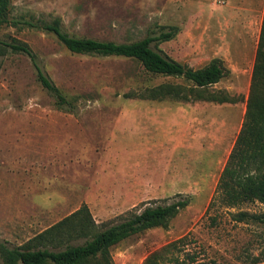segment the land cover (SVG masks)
<instances>
[{
    "label": "rangeland",
    "instance_id": "1",
    "mask_svg": "<svg viewBox=\"0 0 264 264\" xmlns=\"http://www.w3.org/2000/svg\"><path fill=\"white\" fill-rule=\"evenodd\" d=\"M263 12L264 0H9L0 39L26 43L69 105L58 106L26 54L0 56V241L24 244L83 204L108 224L180 193L190 203L167 227L133 234L110 247L109 262L89 264H145L185 235L167 264H264V223L235 218L264 204L209 206L243 120ZM54 21L71 36L115 42L173 30L153 48L192 68L220 57L230 74L194 100L126 97L191 84L135 58L71 52L42 27Z\"/></svg>",
    "mask_w": 264,
    "mask_h": 264
},
{
    "label": "trees",
    "instance_id": "2",
    "mask_svg": "<svg viewBox=\"0 0 264 264\" xmlns=\"http://www.w3.org/2000/svg\"><path fill=\"white\" fill-rule=\"evenodd\" d=\"M9 0H0V26L8 22ZM53 32L71 52L135 58L154 74L181 78L191 85L182 88L162 83L139 92H127L126 97L141 99L188 101L202 97L207 87L229 76L230 69L220 57H213L202 66L192 68L153 48V41H165L174 31L163 32L156 37L146 36L132 42H115L93 38L75 37L62 31L54 21L42 26ZM26 54L34 66L37 78L47 91L56 95L58 106L69 102L61 94L50 76L42 69L31 48L16 39H0V56L5 51ZM226 101L228 98H210ZM69 105V104H68ZM218 200L226 206L242 202L258 201L264 204V12L255 49L248 96L241 127L219 174L215 193L209 206ZM190 203L188 196L176 194L171 200L148 201L139 210H130L119 220L108 224L97 223L86 204L38 233L28 242L9 246L0 241L2 264H89L99 258L110 260V247L125 238L154 227H167L171 218ZM237 220L251 219L264 223V212L249 214L237 212ZM187 235L173 240L160 250L149 254L145 264H167L166 252L181 251ZM189 255V254H188ZM172 259H176L172 257Z\"/></svg>",
    "mask_w": 264,
    "mask_h": 264
}]
</instances>
